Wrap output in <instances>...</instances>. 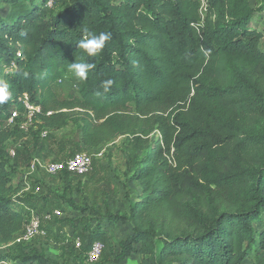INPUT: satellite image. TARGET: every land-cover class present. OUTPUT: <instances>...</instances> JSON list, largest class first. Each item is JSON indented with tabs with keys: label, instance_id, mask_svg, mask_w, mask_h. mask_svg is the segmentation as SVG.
Listing matches in <instances>:
<instances>
[{
	"label": "trees",
	"instance_id": "1",
	"mask_svg": "<svg viewBox=\"0 0 264 264\" xmlns=\"http://www.w3.org/2000/svg\"><path fill=\"white\" fill-rule=\"evenodd\" d=\"M61 1L55 10L47 0H0L24 7L0 17V64L13 70H0L10 93L0 104V247L31 216L13 207L20 187L9 184L7 150L27 104L40 129L72 123L89 149L128 135L127 171L140 193L128 215L108 216L131 229L115 263L135 254L137 264H250L255 253L264 264V50L250 1ZM85 30L111 34L95 56L77 46ZM74 62L93 65L86 80L68 70ZM62 80L67 98L56 93ZM100 236L97 228L87 248L75 247L83 259ZM23 244L0 264H46Z\"/></svg>",
	"mask_w": 264,
	"mask_h": 264
},
{
	"label": "rangeland",
	"instance_id": "2",
	"mask_svg": "<svg viewBox=\"0 0 264 264\" xmlns=\"http://www.w3.org/2000/svg\"><path fill=\"white\" fill-rule=\"evenodd\" d=\"M56 1L61 0H47L45 7L56 10ZM249 1L256 11L250 25L263 32L260 48L264 50V0ZM23 10L21 5L10 7L0 4V17L11 19ZM8 63H1L0 70L12 73V61L8 60ZM56 93L61 98H67L72 94V87L62 80ZM261 126L264 122L258 128ZM15 130V135L7 143L14 168L9 184L20 187L12 196L13 207L24 211L29 209L30 214L37 215L40 221L36 234L23 244L25 252L37 250L46 258V264H117L114 252L119 250V242L131 234V229L121 219L112 223L108 216L128 215L140 193L132 174L127 171L128 135L89 149L78 139L76 126L72 123L60 130L50 131L40 129L27 117ZM76 153L92 156L93 165L89 174L77 177L68 175L65 170L57 174L48 173V165H63ZM55 211L59 214L55 215ZM28 223L27 217L26 225ZM70 223L76 225V233ZM97 228L104 236L96 238L103 243V254L101 251L102 256L95 262H88L75 248V242L79 240L84 249L87 248L89 237ZM255 228L258 230L257 225ZM17 244L14 241L8 247H0V254L10 252ZM137 258L132 254L120 264H137ZM260 259H263L261 255L253 253L250 264H259Z\"/></svg>",
	"mask_w": 264,
	"mask_h": 264
},
{
	"label": "built area",
	"instance_id": "3",
	"mask_svg": "<svg viewBox=\"0 0 264 264\" xmlns=\"http://www.w3.org/2000/svg\"><path fill=\"white\" fill-rule=\"evenodd\" d=\"M23 100L26 104L27 102L26 95L23 96ZM26 107L29 110V114L27 117L30 119L31 112L35 108L28 106L27 104H26ZM13 116H15V113H13ZM92 165H93V160H92L91 155L87 153H76L69 160H67L65 164L63 165L55 164V163L48 165L47 171L50 174H57L61 172L62 170H65L66 172L76 175V176H84V175H87L91 171ZM54 214L58 215L59 212L55 211ZM39 224H40V221H39L38 216L35 214H31L29 223L25 226L22 234L16 237L14 241L16 243L27 242L31 237H33L34 234H36V232L39 229ZM80 245H81L80 241L77 240L75 242L76 248H80ZM102 250H103V245L98 241L94 242L91 245L90 250L86 253V260L88 262H95V260H97V258L101 255Z\"/></svg>",
	"mask_w": 264,
	"mask_h": 264
},
{
	"label": "clouds",
	"instance_id": "4",
	"mask_svg": "<svg viewBox=\"0 0 264 264\" xmlns=\"http://www.w3.org/2000/svg\"><path fill=\"white\" fill-rule=\"evenodd\" d=\"M111 34L108 32H101L99 34H93L87 30L84 32V38L78 42V48L83 49L88 56L97 55L103 48L105 43L110 40ZM93 67L89 63H70L68 64V70L72 73L73 77L79 81H84L87 78L88 72ZM114 83L113 80L108 79L103 82V88L108 90L109 86ZM10 97L9 84L7 82L0 81V104L5 103Z\"/></svg>",
	"mask_w": 264,
	"mask_h": 264
}]
</instances>
